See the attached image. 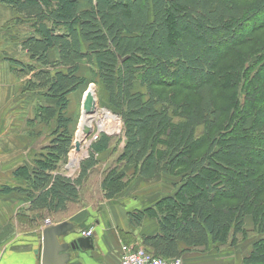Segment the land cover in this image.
Returning <instances> with one entry per match:
<instances>
[{
	"label": "trees",
	"instance_id": "16d2710c",
	"mask_svg": "<svg viewBox=\"0 0 264 264\" xmlns=\"http://www.w3.org/2000/svg\"><path fill=\"white\" fill-rule=\"evenodd\" d=\"M0 4L16 14L14 27L20 32L12 41L27 58V63L12 57L4 61L14 78L26 79L25 98H43L26 122L51 129L34 166L14 172L23 187L6 186L3 194L24 195L29 211L67 215L69 205L82 202L99 158L116 153L99 184L107 201L122 195L135 177L184 176L172 195L127 213L134 227L144 217L157 220L159 231L141 238L148 253L173 260L234 247L253 233L261 236L242 263L264 264V48L256 56L263 61L249 67L246 62L257 49L250 54L234 50L244 44L251 22L264 20V0ZM263 24H254L252 32ZM81 63L87 64L91 82L97 79L106 106L121 119L123 146L116 152L113 138L100 134L77 174L69 177L60 164L72 147L69 97L87 84L79 74ZM178 87L190 93L181 101L176 100ZM216 90L228 95L227 104H218ZM197 187L204 193L194 198ZM247 218L252 232L245 229Z\"/></svg>",
	"mask_w": 264,
	"mask_h": 264
},
{
	"label": "rangeland",
	"instance_id": "374dc122",
	"mask_svg": "<svg viewBox=\"0 0 264 264\" xmlns=\"http://www.w3.org/2000/svg\"><path fill=\"white\" fill-rule=\"evenodd\" d=\"M237 1L243 4H252L255 2V0ZM13 16L15 15H12L9 10H0V18L3 19L1 22H5L6 27H8L9 24H12V31H14V34L16 35L19 34L20 29L17 26L14 27V19L9 21ZM263 22L264 20L261 21L259 19H254L251 22L250 27H248L247 29L248 33L247 35H245L244 44L238 47H234V50H238L245 54H250V52H254V50L257 49L254 58L247 60V67H249L252 63L258 65L256 64V61H258L259 63L263 61L262 59H260V56L258 58H256V56H258V54L261 53V49L264 48V24L262 29L252 32L254 24H256V26H260ZM263 56L264 54L262 55V57ZM5 57L21 59L23 62L27 63L26 57L23 56V53L19 52L16 43L12 41L11 38H8L7 36L5 37L4 41L0 40V133L1 127L8 120V114L5 115L2 112L4 107L10 105L9 108H6V111H11V113H13L14 109L11 107V104L14 101L25 98L23 97L24 91H22V86L18 83V81L14 85L15 78L9 71V64L4 61ZM79 74L87 79V84L75 93V97L74 95H71L69 97L70 106L66 111V115L72 119V125L70 128V134L72 136V147L65 161L60 164V172L69 177H74L77 174L81 160L88 156L90 145L97 140L100 134H102V132L96 133L97 127L94 126L91 127V133L89 135H83L82 133V128L88 129L91 126V121L94 122L95 120L94 117L91 118L87 112L88 101L94 102V105L96 106H94L96 112L108 115L112 125L114 126V130L110 131L105 129L102 131L104 132V134L113 138V143L117 149L116 152H118L119 148L123 146L121 119L112 108L106 106V104L108 105V100L105 101L104 97H106V95L102 90L101 91L103 93V96L101 95L100 97L101 91L99 90L100 88L97 83V79H95L96 83L94 81L91 82V76L86 63H81ZM176 89L175 95L177 101L183 100L190 94L188 91L183 90L179 87ZM141 91L145 93L144 90ZM215 97L219 105H225L228 102V95L219 90H216ZM243 102L244 98L242 93L240 95V103L242 104ZM13 115L14 114H12V117ZM112 117L116 118L117 121ZM13 118H15V116ZM250 122L251 120L248 121V125L250 124ZM9 128L10 129H8L7 132L10 133V138L0 139V194H3V188H5L6 186H9L10 188L23 187V179L15 178L14 172L18 167L23 165H28L29 167L34 166L33 161L40 157L39 151L41 147H43L44 144L48 142V135L51 130L49 127H46V129H44L43 127H37V129L36 127L31 128L26 121H22V123H16L15 119L14 121H12L11 125H9ZM86 129L83 130L86 131ZM35 134L37 135L35 136ZM81 134L82 137L80 136ZM77 145H79V150L76 149ZM23 151L25 152L22 153ZM115 156L116 153L113 156L108 154L104 155L103 157L101 156L99 158L101 163L98 165L96 171H94L88 179L85 192H88V194L91 195L87 196L86 198L84 196V199H87V202L89 203H95L96 208L99 207V203L103 205V202L107 201L103 199L99 184L103 177L104 168H106L108 163L113 162V157ZM78 158L79 161L75 165ZM103 161L105 163V167H102L101 165L103 164ZM131 182V185H129L127 190L122 195L117 197V199L107 201V203H114L118 206L121 205L128 212L131 210L132 212H134L133 209L151 205L157 198L165 195H172L184 183V176H182L181 173H177L167 176L162 175L148 180L135 177ZM203 193L204 188L197 187L196 190L192 193V197H199ZM3 195H5V198L4 201L2 199L1 201L4 205L6 216L5 219L2 220V223H4L5 227L10 226V228L14 226L15 222L18 223V227L21 233H26L28 231L34 230L37 233V237H39L41 226H44L46 223L59 222L62 219L61 217L66 216L49 215L44 212L29 211L27 209V200L25 199L24 195L16 191ZM18 203H20L22 207L18 212L19 215L17 214L18 219H14V217H11V206H17ZM245 227L248 232H252L253 226L248 218L246 219ZM74 233L75 232H73L72 234ZM260 236L261 235H255L252 233L249 234L248 238H246L245 240H239L234 247H212L207 252L196 251L194 254L199 255V259L201 258L199 260L200 264H243L242 258L249 252L252 243L258 240ZM195 262L196 264H198V261Z\"/></svg>",
	"mask_w": 264,
	"mask_h": 264
},
{
	"label": "crops",
	"instance_id": "0c3cea01",
	"mask_svg": "<svg viewBox=\"0 0 264 264\" xmlns=\"http://www.w3.org/2000/svg\"><path fill=\"white\" fill-rule=\"evenodd\" d=\"M5 9L9 10L12 15H15L11 17L9 21L16 18V14L10 8L0 4V10L3 11ZM2 20L3 19L0 18V40L4 41L7 36L8 38L16 40L15 38L18 37L16 36L18 34L15 35L14 31H12L13 25L9 24V26L6 27L5 22H1ZM53 58H55V55H53ZM25 80L26 79L15 78L14 85L18 81V83L23 86ZM26 95L27 94H23V97ZM73 95L75 97V94ZM40 101L43 102V98L32 95H29L28 98L14 101L11 104V107L14 109L13 113H11V111H6V108H9L10 105L5 106L2 112L5 115L8 114V122L4 121L5 123L1 127L0 139L10 138V133H8L7 130L10 129L9 125H11L12 121L15 119L16 123H22V121L31 118L34 107ZM12 114H14L13 117L15 116V118L12 117ZM38 128H42V126ZM24 152L25 151L22 153ZM77 161L78 159L75 165ZM102 163L101 165L104 167V161ZM131 169L132 168L127 169L126 172L131 171ZM89 195L91 194L84 192L80 204L69 205V213L75 209L73 212L61 217L62 219L59 222H51V224H57L69 221L79 228H84L81 230L91 229L93 231L94 249L73 252L72 261L68 264H120L121 244L141 245L142 236H152L159 231L157 220L144 217L141 224L138 227H134L130 224L127 217L128 211L124 209V207L105 201L103 205L99 203V207L96 208L95 203H89L87 199H84V196L86 198ZM4 198L5 195L0 194V264H40L41 234L43 226L40 227L39 237H37V233L34 230L21 233L18 223L16 222L11 228L10 226L5 227L2 220L5 219L6 212L1 201V199L4 201ZM21 207L22 205L20 203H18L17 206H11V217L18 219L17 214L19 215L18 212L21 210ZM143 208L144 207L135 208L133 210H143ZM130 212H132V210ZM77 237H80L78 229L74 234L68 235L66 241L71 242ZM182 258L185 264H196L195 261H198V264H200L199 260L201 259H199V255H195L194 253L186 254L182 256Z\"/></svg>",
	"mask_w": 264,
	"mask_h": 264
},
{
	"label": "water",
	"instance_id": "95a60500",
	"mask_svg": "<svg viewBox=\"0 0 264 264\" xmlns=\"http://www.w3.org/2000/svg\"><path fill=\"white\" fill-rule=\"evenodd\" d=\"M83 129L86 128H82L83 135L91 133V128L86 131ZM76 149L79 150V145ZM77 229L80 230L69 221L45 226L41 234L40 264H68L72 261L73 252L93 250V237H77L71 242L66 241V237Z\"/></svg>",
	"mask_w": 264,
	"mask_h": 264
},
{
	"label": "built area",
	"instance_id": "2783aa9c",
	"mask_svg": "<svg viewBox=\"0 0 264 264\" xmlns=\"http://www.w3.org/2000/svg\"><path fill=\"white\" fill-rule=\"evenodd\" d=\"M46 223L45 225H50ZM93 231L91 229L80 232L81 237H91ZM121 259L120 264H184L182 258L173 260H163L148 253L141 245H120Z\"/></svg>",
	"mask_w": 264,
	"mask_h": 264
},
{
	"label": "bare ground",
	"instance_id": "6f19581e",
	"mask_svg": "<svg viewBox=\"0 0 264 264\" xmlns=\"http://www.w3.org/2000/svg\"><path fill=\"white\" fill-rule=\"evenodd\" d=\"M94 102L92 101H88V106H87V112L88 114L90 115L91 118L94 117V122L91 121V126L88 128L90 129L91 127H97V130H96V133H99L101 132L102 130H114V126L112 125L108 115L104 114V113H98L95 111V107H94ZM106 113V112H105ZM113 118V117H112ZM114 120H116V118H113ZM117 121V120H116ZM82 122V121H81ZM96 126H95V124ZM119 124V122H118ZM119 131V130H118ZM115 132V131H114ZM118 133V132H117ZM82 137V134L80 135ZM87 143V142H86ZM78 161H79V158H78ZM77 161V162H78Z\"/></svg>",
	"mask_w": 264,
	"mask_h": 264
}]
</instances>
